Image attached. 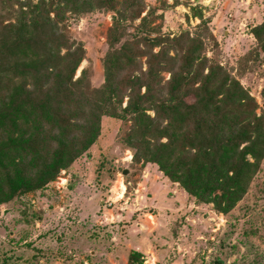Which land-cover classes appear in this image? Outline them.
Instances as JSON below:
<instances>
[{
    "label": "trees",
    "instance_id": "1",
    "mask_svg": "<svg viewBox=\"0 0 264 264\" xmlns=\"http://www.w3.org/2000/svg\"><path fill=\"white\" fill-rule=\"evenodd\" d=\"M134 3L0 0V202L51 181L99 136L104 115L132 117L133 145L141 144L146 159L200 201L226 213L247 193L264 158V114L235 77L206 64L199 36L139 34L147 14L127 34L126 22L140 16ZM96 9L113 12L115 20L102 60L105 80L90 91L81 75L73 78L84 50L67 38L63 17ZM252 34L264 46V20ZM138 46L145 47L147 67L130 78L122 71L134 63ZM159 69L171 72L165 87ZM124 95L127 104L119 108Z\"/></svg>",
    "mask_w": 264,
    "mask_h": 264
},
{
    "label": "rangeland",
    "instance_id": "2",
    "mask_svg": "<svg viewBox=\"0 0 264 264\" xmlns=\"http://www.w3.org/2000/svg\"><path fill=\"white\" fill-rule=\"evenodd\" d=\"M115 1L122 6L123 0ZM134 4V14L140 16L126 22L127 34L147 14L148 23L139 34L199 36L206 64H218L235 77L255 100L256 113L264 114V46L252 34L264 20V0ZM63 19L67 38L84 50L73 78L82 76L83 89L99 88L105 80L102 60L111 49L114 13L67 12ZM144 48L137 47L134 63L122 71L130 72V78L147 67ZM170 77V71L159 69L161 84ZM144 90L143 85L140 92ZM153 92L156 97V85ZM127 101L124 95L119 108ZM146 113L153 116L154 110ZM131 118L102 116L99 136L51 181L0 202V264H264V158L247 193L221 212L144 157V147L133 145L137 133Z\"/></svg>",
    "mask_w": 264,
    "mask_h": 264
},
{
    "label": "water",
    "instance_id": "3",
    "mask_svg": "<svg viewBox=\"0 0 264 264\" xmlns=\"http://www.w3.org/2000/svg\"><path fill=\"white\" fill-rule=\"evenodd\" d=\"M127 172V169H125L124 171H123V173H126Z\"/></svg>",
    "mask_w": 264,
    "mask_h": 264
}]
</instances>
